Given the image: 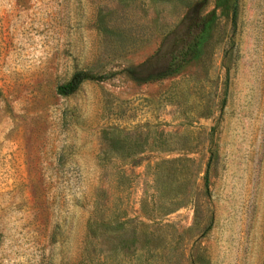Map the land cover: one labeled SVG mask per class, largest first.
<instances>
[{"label":"rangeland","instance_id":"374dc122","mask_svg":"<svg viewBox=\"0 0 264 264\" xmlns=\"http://www.w3.org/2000/svg\"><path fill=\"white\" fill-rule=\"evenodd\" d=\"M0 264H264V0H0Z\"/></svg>","mask_w":264,"mask_h":264},{"label":"trees","instance_id":"16d2710c","mask_svg":"<svg viewBox=\"0 0 264 264\" xmlns=\"http://www.w3.org/2000/svg\"><path fill=\"white\" fill-rule=\"evenodd\" d=\"M198 25L199 23L193 20V27L196 28L198 27ZM191 35H193L194 37L196 34H193L192 32ZM182 49H184V46ZM182 49L173 46V48L170 49V53H167L169 54V57H163L165 54L160 55L163 58H160V56L156 57V59H154L153 61L149 60L146 65L143 64L144 66H142L141 69L136 70L135 68H131L128 70V72L134 75L133 77L143 79L165 74L172 69V61L183 52ZM180 58L182 57H179L178 59ZM104 77L105 74H95L86 70H76L73 72L69 79L56 85V91L60 94H68L74 91L79 83L85 79H103Z\"/></svg>","mask_w":264,"mask_h":264}]
</instances>
